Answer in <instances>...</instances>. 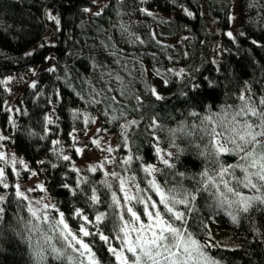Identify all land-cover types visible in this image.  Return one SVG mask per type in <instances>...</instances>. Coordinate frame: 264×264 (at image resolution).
I'll return each mask as SVG.
<instances>
[{"label": "trees", "instance_id": "trees-1", "mask_svg": "<svg viewBox=\"0 0 264 264\" xmlns=\"http://www.w3.org/2000/svg\"><path fill=\"white\" fill-rule=\"evenodd\" d=\"M93 3L94 0H0V81L8 76L22 74L29 67H37L50 54L53 57V70L41 71L34 79L35 88L31 85L24 86L18 97L17 109L12 114L4 107L8 93L5 83H0V132L9 137L0 140V145L14 148L29 167L42 177L47 188L46 194L65 211L66 219L74 231L79 228V221L70 214L74 198L61 185L66 179L63 173H68L67 182L72 184L75 183L76 174L67 166L69 161L57 159L51 149L60 145L54 146L51 141L59 139L65 154L70 155L72 161L77 159V153L68 135L73 127L78 129L82 126V118L74 121L70 112V109L77 108L98 115L102 120L100 127L108 129L99 135L118 133L119 144L121 143L119 122L110 123L103 115L106 105L112 102L86 105L75 94L80 91L87 96L90 85L85 78L97 88H105L104 81L109 77L102 78V69L92 66L93 59L104 64L98 55L113 59L116 66V71L112 73L109 81L114 91L108 92L105 88L107 95H115L117 100L122 102L113 106L126 109L129 119L135 117L140 120L143 117L139 128L133 130L132 148L133 151L139 148L145 159L152 163H156L150 144L154 137L150 136L152 130L147 125L153 115L164 125L157 133L161 137L162 148L168 147L169 127H175L180 120H186L189 126L194 119L199 123L197 118L188 114L190 104L187 98L180 94L181 91L188 92L189 96L199 91L203 103L197 107L198 111L204 112L206 105H212L213 110H218V106L226 102L236 103L234 94L243 86L245 80L252 83L257 92L264 87V47L252 42H264V16H260L264 8H249V0L237 1L240 23L235 34L236 39L226 34L231 14L230 0H110L100 15L83 11ZM257 3L264 5V0H257ZM181 5L194 15L188 16ZM45 7L59 14L61 26L59 30L56 24L53 26L56 30L53 45L44 43L37 46L41 43L46 28L53 25L44 15ZM144 8L154 15L145 13ZM257 17L258 22L254 20ZM122 23L144 43H128V34H122L120 30ZM102 42H114L115 47L105 48ZM30 49H33L32 54L25 55ZM117 49L123 51L114 55ZM134 54L139 58L131 59ZM214 60L219 64L220 72L216 71L217 63H213ZM130 66L138 71L128 73V77H132L135 84L122 77L127 96L125 99L117 90L120 82L115 76L119 74L121 77L120 74L127 73L125 71ZM180 68L185 69L182 76L168 71H178ZM154 69H158L161 74L157 75ZM151 76L154 77L153 83ZM165 77L169 80L167 85L163 82ZM207 79L219 82L215 90L206 87ZM69 83L73 87L70 88ZM192 83H198L201 87L198 90L191 89ZM148 84H154L165 99L157 100L151 94ZM37 91L42 92L38 97L35 95ZM57 91L60 93L59 98ZM136 95L142 97V107L133 111L137 103ZM49 100L52 103H49ZM108 111L111 113L112 107H109ZM45 113L51 115L57 123H49L47 127L52 131L46 134V138H41L45 135ZM9 117L15 122V127ZM30 132L38 135H29ZM196 135L198 138L201 133L197 131ZM190 139L180 136L177 141L188 148L181 157V170L197 172L203 166V161L189 145ZM126 152L127 149L122 147L118 149L119 155ZM41 160L45 163H37ZM52 163L57 167L53 168ZM102 175L103 172L98 169L96 173L87 176L99 180ZM138 175L142 179L144 174L138 171ZM28 176L29 172L24 171V178ZM159 178L162 180L164 177ZM168 178L171 180V177ZM179 179L177 177V180ZM184 183L192 186L191 180L185 179ZM98 188L103 199L107 201V190L99 185ZM0 193L8 194L4 204L6 215L3 235L0 236V264H28L27 246L7 225L19 227L17 215L27 219L29 214L23 206L17 209L14 188L5 189L0 186ZM75 199L80 206H84L79 197ZM199 204L202 212L207 214L203 196ZM106 207L107 203L100 206L101 210ZM250 220H255L256 226L264 232V213L253 212L249 219L241 221L239 227L233 225L223 214L217 216L215 222L210 221V224L227 231L233 243L228 246L223 241L216 240L212 234L213 243H216L217 247L211 248L210 253L221 259L224 264H264V244L252 233ZM107 227L111 229V220L107 222ZM197 234L201 239H205L199 230ZM95 247L99 249V255L108 261L110 254L106 251V246L97 239Z\"/></svg>", "mask_w": 264, "mask_h": 264}, {"label": "snow or ice", "instance_id": "snow-or-ice-1", "mask_svg": "<svg viewBox=\"0 0 264 264\" xmlns=\"http://www.w3.org/2000/svg\"><path fill=\"white\" fill-rule=\"evenodd\" d=\"M181 7L188 16L194 15L188 8L183 5ZM248 7L264 8V5H258L257 0H249ZM83 11L89 12L91 9L86 7ZM143 11L148 15H154L147 8ZM102 12L103 8L96 15ZM44 15L48 20H54L59 30L61 26L59 14L45 7ZM234 15L233 13L229 18L233 19ZM260 16H264V12L260 13ZM254 20L258 22L259 17ZM120 30L122 34H128V43L135 44L137 41L144 43L123 23L120 25ZM227 35L236 39L232 31H228ZM252 42L264 47V42L257 40ZM102 43L105 48L115 47L114 42ZM122 51L117 49L113 54L119 55ZM31 54V52L25 53V55ZM138 58L135 54L131 57V59ZM213 63L217 62L214 60ZM92 66L102 69L101 77H109L104 81L105 88L108 92L114 91L109 82L112 77L111 71H103L106 66L94 59ZM141 67L143 68V65ZM52 70L53 68H49V71ZM154 70L157 75L161 74L158 69ZM168 71L176 76H182L185 69L180 68L178 71L169 69ZM216 71H221L218 63ZM11 79V76L5 77L0 83H6ZM85 79L90 85L87 96L80 91H76L75 94L86 105L112 102L106 105L103 115L110 123L119 122L121 143L112 145L98 135L107 132V128L96 129L91 142L109 155L88 165L90 173H96L98 169L103 172L99 180H93L83 175L82 170L72 161V157L65 154L59 139L51 141L54 146L60 145L51 149L57 155V159L69 161L67 166L76 174L75 183L72 184L67 182L68 173H63L66 179L61 186L74 198L70 214L79 221L78 231H74L70 226L65 211L57 203L49 202L52 199L50 196L29 197L27 195V192L35 191V189L21 188L20 170L17 164L23 166V169L32 175H36L35 170L15 153L8 156L5 151L0 150V186L5 189L14 188L17 209L23 206L29 214L27 219L17 215L19 227L7 225L27 246L28 264H224L209 251L217 247V244L213 243L209 222H215L216 217L223 214L233 225L239 227L241 221L249 219L253 212L264 213V87L257 92L252 83L245 80L243 86L234 94L236 103L226 102L219 105L218 110H213L212 105H206L204 112L198 111L197 107L203 103L199 91L191 96L188 92L181 91L180 94L186 97L190 104L188 114L197 118L199 123H196L194 119L189 126L186 120H180L175 127H169L167 129L168 147L162 148L161 137L157 133L164 128V125L156 115H153L151 122L147 125L152 130L150 136L154 137L150 144L157 163H152L145 159L139 148L136 151L132 148L133 130L139 128L143 117L140 120L135 117L129 119L126 109L113 106L122 103L115 95H107L105 88H97L90 80ZM115 79L120 82V87L117 89L120 96L127 99L123 78L117 74ZM163 82L167 85L168 78L165 77ZM218 83L215 79H207L206 87L215 90ZM31 86L35 88L36 81H32ZM147 86L157 100L165 99L154 84ZM69 87L73 86L69 83ZM190 87L198 90L201 85L192 83ZM41 94V91L35 93L37 97ZM227 94L226 92L225 95ZM56 95L60 97L59 91ZM135 99L137 103L133 111L142 107V97L136 95ZM49 103L52 101L49 100ZM109 107H112L111 113L108 111ZM70 112L74 121L83 119L85 135H87V125L90 122L96 123L98 119L86 110L72 108ZM9 120L15 127L11 117ZM44 120L45 135L41 138H46V134L52 131L47 127L49 123H57L47 113ZM197 131L201 133L198 138ZM76 132L77 129L73 127L68 135L72 137V147L75 148V152L81 154L87 145L77 143L78 137L74 135ZM29 135L38 134L30 132ZM180 136L191 138L189 145L202 158L203 166L199 171L181 170V157L188 148L177 142ZM5 139L9 137H5L3 132H0V140ZM121 147L127 149L126 154L114 155ZM0 149H3V145H0ZM37 163L43 164L45 161L41 160ZM106 164H112L113 168L107 169ZM8 166L16 177L14 184L8 179L6 173ZM51 166L57 167L55 163ZM117 168L120 170L117 171ZM138 171L143 172L142 179ZM161 176L164 177L162 180L159 178ZM168 177H171V180ZM177 177L180 179L177 180ZM185 179L192 181L191 187L184 183ZM98 185L107 190L105 193L109 196L107 201L103 199ZM37 188L47 193L44 182H38ZM7 195V193L0 194V236L3 235L6 215L4 204ZM202 196L204 207L208 209L207 214L202 212L199 204ZM76 197L83 201L84 206L77 203ZM105 203L107 207L101 210L100 206ZM109 220L112 222L111 229L107 227ZM250 225L254 236L264 244V232L256 226V221L250 220ZM197 230L204 234L205 239L198 236ZM86 237L92 239L87 240ZM97 239L106 246V251L110 254L108 261L99 255V249L95 247Z\"/></svg>", "mask_w": 264, "mask_h": 264}, {"label": "rangeland", "instance_id": "rangeland-1", "mask_svg": "<svg viewBox=\"0 0 264 264\" xmlns=\"http://www.w3.org/2000/svg\"><path fill=\"white\" fill-rule=\"evenodd\" d=\"M110 0H95L93 5H91L89 8L91 11L88 13H97L100 11L101 8H103ZM237 1L238 0H230L231 2V14L230 16L234 13V18L230 19L229 18V29L227 30L226 34L228 31H232L234 35L236 34L239 23H240V16L237 10ZM53 25H50L46 28V32L42 38L41 43H39L37 46H40L42 44H51L53 45L54 41L53 40V35L56 33V30L53 29V26L56 24L54 20H51ZM153 27V26H152ZM51 41V43H49ZM33 49H30L28 52H32ZM102 61L103 65L106 67L103 69V71H111V73L116 71V66L114 62L112 61L113 59H110L109 57H104L102 55H98ZM53 66V57L50 54L45 61L38 65L37 67H29L24 73L22 74H16L11 76L12 79L10 81H7L5 83V88L8 93V99L4 105V107L10 111V114H12L13 111L17 109V101L18 97L20 95L21 90L24 88V86L31 85V82L34 81L35 77L44 70H48L49 68H52ZM136 72L138 69L133 70L132 66L125 71L127 73H122L120 74L121 77H124L128 79L129 83L135 84L134 81L132 80V77H128V73L130 72ZM151 82L154 81V77H150ZM153 83V82H152ZM91 116H96L97 122L96 123H89L87 125V135H85V125L83 123L82 119V126L77 129V132L74 133L78 137L77 143H83L84 145H87L82 151L81 154H77V159L74 161L75 164L82 170L83 175H88L90 172L88 171V165L96 163L97 161H100L104 158V156L109 155L107 152H103L100 148L96 147L95 145L92 144L91 142V137L96 134V129L100 127L102 120L98 115H94L93 113H90ZM99 135V134H98ZM6 137V135H4ZM102 139L108 140L109 143L112 145H117L119 144V137L118 133H113V134H103L99 135ZM71 144H73V140L71 137ZM6 152L8 156H11L12 153H15L17 157H21L14 148H7L3 145V149H0ZM114 155L119 156L118 154V149L114 153ZM27 163V162H26ZM157 163V161H156ZM107 169L111 170L113 168L112 164H106ZM17 168L20 170V176H19V183L21 185V188L24 190H27L29 188L35 189V191H29L27 192V195L29 197H46L48 196L44 191H41L39 188H37V183L43 181L42 177L38 175L36 172V175H32L29 173V176L27 178H24V171L26 169H23V166L17 164ZM119 171V168H117ZM6 173L8 175V179L11 183L16 182V177L11 173V167L8 166L6 168ZM1 194V193H0ZM49 202H53L52 199ZM211 231L213 234V237L216 240H221L223 241L226 245L231 246L233 243L231 241L230 235L227 231H224L220 229L219 227L210 224Z\"/></svg>", "mask_w": 264, "mask_h": 264}]
</instances>
